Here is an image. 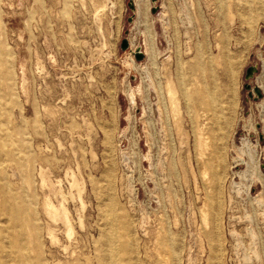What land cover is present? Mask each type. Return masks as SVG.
Masks as SVG:
<instances>
[{"label": "rangeland", "instance_id": "1", "mask_svg": "<svg viewBox=\"0 0 264 264\" xmlns=\"http://www.w3.org/2000/svg\"><path fill=\"white\" fill-rule=\"evenodd\" d=\"M156 1L0 0V264H264V0Z\"/></svg>", "mask_w": 264, "mask_h": 264}, {"label": "bare ground", "instance_id": "2", "mask_svg": "<svg viewBox=\"0 0 264 264\" xmlns=\"http://www.w3.org/2000/svg\"><path fill=\"white\" fill-rule=\"evenodd\" d=\"M151 1V5L153 6V5H156V0H150ZM140 2H141V0H133V3H134V11H135V13H136V11H137V9H139V5H140ZM133 20V19H132ZM128 45L130 46V48H131V51L132 52H134V54H135V52H137V51H141L142 52V50H141V48L140 47H137V49L136 50H134L133 48H132V44L131 43H129L128 42ZM146 48L147 49H149L148 48V44H147V42H146ZM143 53V52H142ZM258 87V86H257ZM259 88V87H258ZM170 89V88H169ZM168 89V93H171L170 92V90ZM259 90H260V88H259ZM261 91V90H260ZM171 95H172V93H171ZM130 97H131V99H133V95L131 94L130 95ZM170 97V96H169ZM263 97V96H262ZM262 97H260V98H262ZM170 100H171V98H170ZM258 126V125H257ZM259 136H260V138L262 137V135L261 134H259ZM202 140V139H201ZM203 142V141H202ZM202 146V145H201ZM116 230H117V225H116V220H111V225H110V227H109V235H108V241H107V245H108V252L110 253V255L112 256V260L111 261H107L106 262V264H119L120 262H119V257H118V250H117V244H118V237H117V234H116ZM11 246H9V249H8V254L10 255L11 253H15V249H14V246L12 245V244H10ZM13 264H16V262L15 263H13ZM31 264H33V263H31Z\"/></svg>", "mask_w": 264, "mask_h": 264}, {"label": "water", "instance_id": "3", "mask_svg": "<svg viewBox=\"0 0 264 264\" xmlns=\"http://www.w3.org/2000/svg\"><path fill=\"white\" fill-rule=\"evenodd\" d=\"M128 5L131 9H133L134 8L133 0H128ZM154 8H155V6H154ZM131 18H132L131 15H129L127 17L128 20H131ZM127 46H128V41L126 39H123L122 43H121V48L124 49ZM135 57L137 59H141L143 57V53L141 51H137V52H135ZM255 70H256L255 65L248 66L245 70V75H244L245 79H249L250 77H252ZM244 87H245V89L248 90V96L249 97H252V98L255 97V96H253L252 92H254L256 94V97H258V98L261 97L262 93L257 86H251L249 83H245Z\"/></svg>", "mask_w": 264, "mask_h": 264}]
</instances>
